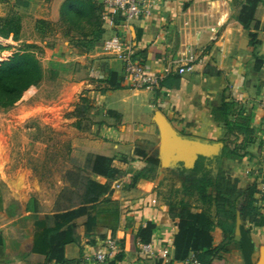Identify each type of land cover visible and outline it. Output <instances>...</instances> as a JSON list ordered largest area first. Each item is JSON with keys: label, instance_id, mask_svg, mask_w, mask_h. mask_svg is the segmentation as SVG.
<instances>
[{"label": "crops", "instance_id": "1", "mask_svg": "<svg viewBox=\"0 0 264 264\" xmlns=\"http://www.w3.org/2000/svg\"><path fill=\"white\" fill-rule=\"evenodd\" d=\"M65 1L0 0V18L17 16L21 18L22 26L25 19H33L35 25L39 20L54 22L59 19ZM244 1L145 0L147 13L127 23L105 24L103 41L95 50L81 53L67 42L61 52H56L61 65L65 63L63 67H69L71 74L72 104L66 105L64 110L71 111L73 106L76 109L81 97L96 108L82 129L71 128L72 148L111 158L122 173L120 179L112 182L111 201L95 209V246L87 239L80 245L68 246L67 259L71 264H78L82 255L101 251L109 239L120 242L128 233L135 234L153 219L170 226L169 237L166 241L153 243L152 256L145 257L140 252L126 253L125 264H156L158 260L170 264L175 256L173 242L181 209L187 212L206 209L196 195H186L190 187L188 172L195 168L200 158L206 159V170L213 177L219 166L232 170L243 190L256 180L261 182L264 167L253 158L257 146L264 153V141L260 140L264 138V114L258 106L264 90V2L257 7L255 14L260 23L261 42L255 46L249 32L237 21ZM186 2H191L190 6L181 11V4ZM115 35L121 36L133 57L150 47L161 50L163 57L154 60L147 56L144 67L151 73L163 75L166 78L164 85L152 92L132 89L124 82L121 89H108L105 81L111 73L118 74L121 80L124 74L123 63L105 53L103 48L105 41ZM191 56L196 59L194 71L179 74V69ZM259 61L263 63L259 64ZM223 103L229 108L224 113L221 112ZM227 113L230 119L232 113H240L252 120L257 138L255 145L248 149L252 158L241 162L222 159L219 163L218 158L225 147H233L236 141V136L229 134L225 126ZM159 118L171 134L163 132ZM58 120L60 124L70 126L77 123L76 118ZM242 140L240 136L236 143ZM187 141L221 147L219 151H206L186 144ZM138 149L157 157L160 164L153 178L140 179L134 187H128L127 180L146 166L137 156ZM33 155L30 148L23 147L22 159L12 155L7 160H0V233L6 245L12 236L11 225L20 217L35 216V242V236L46 228L45 217L53 214L55 203L42 201L38 189L26 191L27 197L20 195L31 180L38 183L41 176L44 152L40 154L39 151L35 159ZM91 177L99 183L107 182L103 177ZM33 198L39 201L37 213L28 210ZM260 198L257 196L258 200ZM211 211L214 215V209ZM236 234L240 235L237 230ZM213 238L215 246L223 241L217 226L213 228ZM253 239L258 246V259L264 248V209L261 224L253 230ZM224 258L225 264H245L236 248ZM43 260L40 255L32 254L25 260L8 261L4 247L0 246V264H42Z\"/></svg>", "mask_w": 264, "mask_h": 264}, {"label": "trees", "instance_id": "2", "mask_svg": "<svg viewBox=\"0 0 264 264\" xmlns=\"http://www.w3.org/2000/svg\"><path fill=\"white\" fill-rule=\"evenodd\" d=\"M263 2L264 0H245L237 15V21L249 32L255 46L261 43L260 23L255 14L257 7ZM190 4L191 2L182 3L181 11H185ZM109 17L114 18L115 24H121L125 20L122 14L108 10L99 0H66L61 6L57 24L39 20L36 23V31L45 39L58 29L71 47L81 53H89L102 43L104 25ZM21 31V18L17 16L0 18V38L5 40L12 38L14 42H18L21 39ZM35 48L36 45H27L7 61L0 62V111L7 112L13 109L23 95L33 87L40 88L45 82L57 85L64 81L61 77V67L51 65L45 68L37 57ZM7 50V47L0 45V56ZM147 56L154 60L163 57L161 50L150 47L132 58L134 62L144 66V59ZM165 81L166 78L161 86ZM105 83L108 89L118 90L122 88L123 78L121 80L118 74L111 73ZM95 109L88 99L81 97L80 104L75 109L74 117L77 119L75 127L82 129L84 122L90 120ZM228 110V105L223 103L221 112ZM232 117L230 119L228 113L226 114V129L229 134L236 136V141L240 136L243 140L241 143L235 141L233 147L227 145L218 158L219 163L222 159L241 162L245 158L253 157L248 151L249 147L257 142L252 120L242 117L240 113H232ZM136 153L146 166L127 180L128 187H134L140 179L153 178L160 164L157 157L148 156L144 150L138 149ZM205 160L200 158L195 168L188 172L190 187L186 195L192 197L196 195L206 209L202 212H187L186 209H181L173 242L175 256L170 264H191L192 260L199 264H225L224 256L233 248L241 252L245 264H255L258 246L253 239V230L255 226L261 224L263 218L262 183L256 180L247 190H243L232 170L219 166L217 174L213 177L210 171L206 170ZM92 175L103 177L107 182L99 183L91 177ZM121 175L113 159L88 154L84 167L69 174L71 197L66 198L62 194L59 197V200H67L68 205H59L52 215L45 217L46 228L39 236H35V242L34 215L20 217L11 225L12 236L7 245L0 233V246L4 247L6 259L25 260L32 254H38L44 259L42 264H71L67 259L66 250L68 246L81 244L78 221L84 220V237L89 244L95 246L97 236L95 209L98 205L111 201L112 182L120 179ZM259 195L261 198L258 200ZM36 206L37 201L33 198L28 210L37 213ZM238 213L241 214L242 220L239 236L236 234ZM215 226L221 230L223 236V241L218 246L214 245ZM170 233L171 228L165 222L149 220L135 234L128 233L125 239L118 242V250L108 258L107 264H125L126 253L141 252L144 245L166 241ZM84 257L85 255H82L78 264H84ZM156 264L164 262L158 260Z\"/></svg>", "mask_w": 264, "mask_h": 264}, {"label": "rangeland", "instance_id": "3", "mask_svg": "<svg viewBox=\"0 0 264 264\" xmlns=\"http://www.w3.org/2000/svg\"><path fill=\"white\" fill-rule=\"evenodd\" d=\"M57 22L58 20L54 21L55 24ZM23 23L20 41L14 42L11 38L0 39V45L8 48L0 56V62L7 61L27 45H36L34 51L42 65L45 68L51 65L60 66L61 77L65 82L59 83L60 85L45 82L40 88L33 87L23 95L13 109L7 112L0 111V160H7L12 155L19 160L22 159L23 147L30 148L34 154V157L31 156L33 159L39 151L40 154L43 151V167L38 183L31 180L27 189L20 191V195L27 197L26 191L31 188L38 189L42 201L55 203L52 210L54 213L59 205H68L67 200H59V197L61 194L66 198L71 197L69 174L84 167L88 153L84 149L72 148L71 128H76L75 125L60 124V121H57L58 118L73 119L76 116L75 106L71 111L64 110L66 105L72 104V90L69 85L71 74L70 68L63 67L65 63L62 66L61 59L56 54L68 41L58 29L53 35L43 39L38 32V34L35 32L36 25L33 19H25ZM260 140L264 141V138ZM258 147L261 148L256 147L253 159L264 167V153L258 150ZM246 167L250 166L246 165ZM35 200L38 207L39 201L36 198ZM83 225V219L78 221L81 242L85 239Z\"/></svg>", "mask_w": 264, "mask_h": 264}, {"label": "built area", "instance_id": "4", "mask_svg": "<svg viewBox=\"0 0 264 264\" xmlns=\"http://www.w3.org/2000/svg\"><path fill=\"white\" fill-rule=\"evenodd\" d=\"M105 8L120 13L124 16V22H130L136 17L146 12L145 0H102ZM109 26H115L113 17H109L105 23ZM104 52L115 56L124 65L123 82L135 90L155 91L161 87L165 77L161 74H154L146 68L133 61L130 49L125 45L124 40L119 35H115L104 43ZM196 59L190 57L188 63L179 69V74L192 73L195 68ZM259 109L264 114V90L260 96ZM261 193L264 194V177L261 180ZM119 188V186H117ZM118 241L109 239L104 242L102 250L93 254H87L84 257V264H107L108 258L112 257L118 250ZM154 253L153 244L144 245L140 254L142 256H152ZM190 264V263H187ZM191 264H199L192 260Z\"/></svg>", "mask_w": 264, "mask_h": 264}, {"label": "water", "instance_id": "5", "mask_svg": "<svg viewBox=\"0 0 264 264\" xmlns=\"http://www.w3.org/2000/svg\"><path fill=\"white\" fill-rule=\"evenodd\" d=\"M158 123L160 124V126H161V128H162L164 133L171 134L170 131L166 128L165 123H164L163 120H161L159 118ZM186 144L194 145L195 147H197V148H199L201 150H206V151H219L220 147H221V146H218V145L209 146V145L198 143V142L197 143H192V142H188V141L186 142ZM241 224H242V222H241V214L238 213L237 214V233L238 234H240V232H241ZM255 264H264V248L261 249L260 256L257 259Z\"/></svg>", "mask_w": 264, "mask_h": 264}]
</instances>
